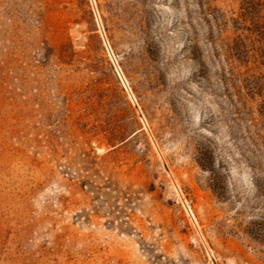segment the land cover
<instances>
[{"label":"rangeland","instance_id":"rangeland-1","mask_svg":"<svg viewBox=\"0 0 264 264\" xmlns=\"http://www.w3.org/2000/svg\"><path fill=\"white\" fill-rule=\"evenodd\" d=\"M0 264H264V0H0Z\"/></svg>","mask_w":264,"mask_h":264}]
</instances>
